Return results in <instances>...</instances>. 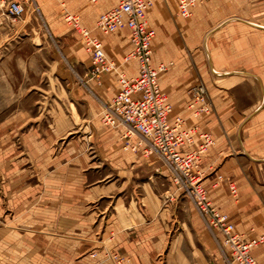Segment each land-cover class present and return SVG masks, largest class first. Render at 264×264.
Returning a JSON list of instances; mask_svg holds the SVG:
<instances>
[{"label": "crops", "instance_id": "obj_1", "mask_svg": "<svg viewBox=\"0 0 264 264\" xmlns=\"http://www.w3.org/2000/svg\"><path fill=\"white\" fill-rule=\"evenodd\" d=\"M17 1L23 17L0 23V264H226L221 236L161 160L124 149V127L100 122L119 89L116 71L89 77L90 53L56 0H33L50 40L29 1ZM116 2L65 7L131 76L129 29L95 27ZM147 19L152 63L167 64L158 81L169 118L195 128L183 151L210 135L200 162L209 198L244 239L264 233V0H203L188 17L177 0H152ZM200 82L212 107L193 116L189 89ZM252 253L264 264V242Z\"/></svg>", "mask_w": 264, "mask_h": 264}, {"label": "built area", "instance_id": "obj_2", "mask_svg": "<svg viewBox=\"0 0 264 264\" xmlns=\"http://www.w3.org/2000/svg\"><path fill=\"white\" fill-rule=\"evenodd\" d=\"M56 1L61 5L64 21L79 33L85 50L90 53V76L99 78L110 70L117 73L119 89L103 105L101 121L113 127H124L121 135L124 149L161 160L170 171L176 189L189 196L206 226L222 235V241L231 254L227 264H258L252 250L264 242V233L244 239L242 233L235 230L229 215L213 204L201 182L197 167L202 152L213 139L207 132H202L203 141L199 147L183 151L195 128H186L183 116L177 115L173 120L169 118L172 107L158 81V73L165 70L167 64L152 63L151 40L155 31L147 19V9L152 0H117L116 4L100 12L95 20V27L102 33H111L123 26L129 29V49L123 54V60L136 62V73L131 76L118 70L115 60L106 55L102 41L90 28L82 25L79 14L68 11L65 0ZM201 1L177 0V14L190 16L191 7ZM24 7L21 1L0 0V23L3 18L13 22L20 20ZM189 93L187 108L192 115L211 110L212 104L203 83L190 87ZM132 137H136L134 141H130ZM229 187L235 193L232 181H229ZM113 257L121 261L117 254H113Z\"/></svg>", "mask_w": 264, "mask_h": 264}, {"label": "rangeland", "instance_id": "obj_3", "mask_svg": "<svg viewBox=\"0 0 264 264\" xmlns=\"http://www.w3.org/2000/svg\"><path fill=\"white\" fill-rule=\"evenodd\" d=\"M27 2L29 1V5L27 6V7H29L30 8V10H32V13L39 19V22H40V25H41V28H42V31L45 33V35L48 37V40H50V37H51V35L49 34V31H48V29L45 27V25H44V23H43V21H42V19H41V15H40V13H39V10H38V7H37V4L35 3V1H33V0H26ZM60 5V4H59ZM24 6H25V4H24ZM60 7H61V5H60ZM27 10V8L25 9V7H24V13H25V11ZM24 13H23V15H24ZM62 14V13H61ZM62 16V17H61ZM23 17V16H22ZM60 17H61V19H62V21L64 22V23H66L65 21H64V19H63V15H60ZM19 21V20H18ZM66 25H68L67 23H66ZM69 26V25H68ZM72 28V27H71ZM72 31H75L74 29H72ZM75 32H77V31H75ZM77 34H78V36H79V39H80V35H79V33L77 32ZM103 34H105V35H110V34H112V32L111 33H103ZM80 41H81V39H80ZM81 43H82V41H81ZM83 44V43H82ZM84 46V45H83ZM85 48V47H84ZM71 73H72V75L73 76H77L78 78H79V74L77 73L78 72V70H76V68L74 67V65L73 66H71ZM111 71V70H110ZM108 72V71H107ZM89 73V72H88ZM103 74V73H102ZM101 74V75H102ZM89 77H93V76H90V74H89ZM94 78H97V77H94ZM100 78V77H99ZM103 107V106H102ZM101 110H102V108H101ZM100 110V111H101ZM191 114V113H190ZM192 115V114H191ZM193 116H198V115H193ZM99 117V116H98ZM99 120H100V122H102L101 121V119H100V117H99ZM103 123V122H102ZM104 124V123H103ZM104 125H106V124H104ZM206 150V148L204 149V151ZM203 153V152H202ZM200 162H201V159H200ZM200 162H199V164H198V167H197V169L200 171V179H202V175H203V173H202V171H201V169H200ZM176 187V186H175ZM205 187V186H204ZM179 191V190H178ZM182 193V192H181ZM184 194V193H183ZM186 195V194H185ZM189 197V196H188ZM214 233H218L220 236H221V244H222V246L223 247H225L226 249H227V253H228V258L226 259V264H227V262H228V260H229V257H230V250H229V247L226 245V244H224V242L222 241V235L219 233V232H217V231H214ZM243 235V234H242Z\"/></svg>", "mask_w": 264, "mask_h": 264}, {"label": "bare ground", "instance_id": "obj_4", "mask_svg": "<svg viewBox=\"0 0 264 264\" xmlns=\"http://www.w3.org/2000/svg\"><path fill=\"white\" fill-rule=\"evenodd\" d=\"M152 49V48H151Z\"/></svg>", "mask_w": 264, "mask_h": 264}]
</instances>
